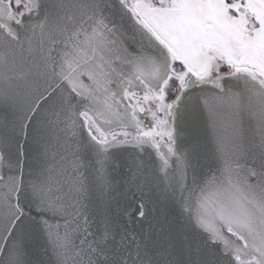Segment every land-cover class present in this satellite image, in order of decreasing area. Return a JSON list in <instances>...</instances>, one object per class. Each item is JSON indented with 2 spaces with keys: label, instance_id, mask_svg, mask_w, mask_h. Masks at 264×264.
Wrapping results in <instances>:
<instances>
[{
  "label": "snow or ice",
  "instance_id": "1",
  "mask_svg": "<svg viewBox=\"0 0 264 264\" xmlns=\"http://www.w3.org/2000/svg\"><path fill=\"white\" fill-rule=\"evenodd\" d=\"M0 264H264V0H0Z\"/></svg>",
  "mask_w": 264,
  "mask_h": 264
},
{
  "label": "water",
  "instance_id": "2",
  "mask_svg": "<svg viewBox=\"0 0 264 264\" xmlns=\"http://www.w3.org/2000/svg\"><path fill=\"white\" fill-rule=\"evenodd\" d=\"M116 178H117V179H120V176H119V175H117V177H116ZM119 191L122 193V192H123V188L121 187V188L119 189ZM128 195L130 196V193H129ZM118 198H119V199H121V200H123V199H124L123 195L119 196Z\"/></svg>",
  "mask_w": 264,
  "mask_h": 264
}]
</instances>
